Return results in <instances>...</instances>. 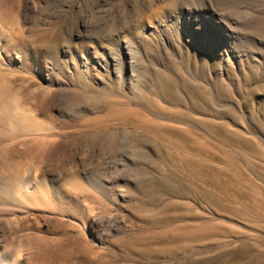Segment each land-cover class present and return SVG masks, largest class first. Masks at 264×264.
<instances>
[{
  "label": "rangeland",
  "instance_id": "1",
  "mask_svg": "<svg viewBox=\"0 0 264 264\" xmlns=\"http://www.w3.org/2000/svg\"><path fill=\"white\" fill-rule=\"evenodd\" d=\"M0 27V189L79 201L0 195L2 260L264 264V0H0Z\"/></svg>",
  "mask_w": 264,
  "mask_h": 264
},
{
  "label": "bare ground",
  "instance_id": "2",
  "mask_svg": "<svg viewBox=\"0 0 264 264\" xmlns=\"http://www.w3.org/2000/svg\"><path fill=\"white\" fill-rule=\"evenodd\" d=\"M2 30L3 29H1V27H0V41H4L6 45L9 43H12ZM2 44H3V42H2ZM36 178H37V176H36ZM17 180L15 182H13L12 184L10 182L11 180L5 181L3 188L0 189V193H1L0 195H2L5 198L6 203H8V204H11V197H13V196H15V197H17L23 201L34 202V203L42 202L43 198L45 197V199L48 202L53 203L57 208L62 209V210H65V208H68L70 210L73 207H78L79 201L77 200L78 203H76V201L73 200V196L71 195V192L69 190L70 188L65 189L61 185H58L56 187H51L47 184V180L43 175H41V177L39 179H35L36 184H37V189H36V191H33V192L30 191L28 188H25V186L22 187L20 184L17 183L18 182ZM73 192L76 193L75 191H73ZM80 202H81V200H80ZM69 210H67L66 212H68ZM36 218H35V220H36ZM39 220H41V219H39ZM35 222L38 224L40 221L37 220ZM3 253H4V251L0 250V264H20L21 263L20 262L21 254L20 255L18 254V256L16 255V257L13 258L12 263H11V256L9 257L10 261H4L1 259V257L3 256ZM26 264H29V263L26 262Z\"/></svg>",
  "mask_w": 264,
  "mask_h": 264
}]
</instances>
